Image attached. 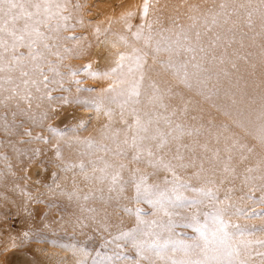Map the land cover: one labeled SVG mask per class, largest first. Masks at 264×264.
<instances>
[{"label": "rangeland", "instance_id": "374dc122", "mask_svg": "<svg viewBox=\"0 0 264 264\" xmlns=\"http://www.w3.org/2000/svg\"><path fill=\"white\" fill-rule=\"evenodd\" d=\"M40 19V37L18 31L23 46L5 35L0 48V264L15 251L46 264L110 255L105 241L136 225L125 208L152 212L134 202L131 183L110 191L112 176L128 182L135 172L164 188L173 171L210 190L244 229L237 260L264 264V217L252 215L264 213V0H53ZM133 49L143 57L128 78L143 76L138 103H107L117 76L104 74ZM97 98L99 111L77 103ZM124 251L119 264H133L135 251Z\"/></svg>", "mask_w": 264, "mask_h": 264}, {"label": "snow or ice", "instance_id": "6c2138e0", "mask_svg": "<svg viewBox=\"0 0 264 264\" xmlns=\"http://www.w3.org/2000/svg\"><path fill=\"white\" fill-rule=\"evenodd\" d=\"M52 3L53 0H0V48L7 50L5 35L12 38L11 47L13 49L17 47V42H21V46H23L24 35H17L18 31L28 35L35 33L37 37H40L42 33L34 25L43 22L40 17L42 13L47 17ZM56 6L59 7V4ZM20 20L25 21L23 29L16 28V24ZM136 37L139 39L140 33H137ZM145 40L147 43L151 40V36L146 37ZM31 46V44L28 45L29 48ZM170 48L171 45H167L163 50ZM161 50V44L158 43L156 51ZM138 52V49H133L131 55L121 54L116 67L112 68L110 73L104 74L117 76V79L106 90L115 92L116 95L108 98L107 103L120 104L121 107L131 102L138 103L143 76L141 75L138 80L128 79L142 68L143 57L138 55ZM0 58H2V53H0ZM125 61L128 62L127 66ZM125 67H127V71H125ZM2 70L3 68H0V71ZM175 70L177 74L183 72L185 78L187 77L186 65L176 67ZM91 75L96 76L97 73H91ZM47 80L48 77L44 76V81L47 82ZM125 84L126 88L118 90L119 85ZM134 98L137 99L134 100ZM104 102L100 98L77 101V103L93 107L97 111L100 110ZM136 124L140 131H147L139 119ZM261 132L264 135V128L261 129ZM165 142L162 141L160 146H163ZM87 145L89 148L93 147L91 141H88ZM133 147H137L136 137H133ZM148 155H152L151 151L148 152ZM133 159L139 161L140 156L136 155ZM158 163L166 170L172 171L170 164L164 163L162 160ZM121 167L124 166L121 165ZM126 183H131L134 188V202L150 205L152 212L145 213L141 208L134 210L125 208L127 212H134L135 227L128 231H121L120 235L111 241L106 240L105 247L108 244L115 245L112 253L109 255L106 251H97L92 264L126 262L129 257L124 249L129 245L137 257L133 264H142L143 261L155 264V260H161L164 264H243L242 261L237 260L240 252L236 245V239L237 236H243L244 229L241 225L225 219V210L215 206L217 198L210 190L197 188L181 181L173 171V179L165 180L164 183L168 186L164 188H161L159 184H147L146 178L143 175L136 177L135 172L130 181L124 182L117 173L112 176L113 188L110 191L118 186L119 190L123 192ZM186 192H191L193 195L186 196ZM201 209L206 210L202 211ZM149 214L162 218L144 219V216ZM252 215L264 217V213H252ZM179 228L191 229L192 234L177 232ZM261 231H264V228ZM256 243L264 246V241ZM83 251L87 256V251ZM81 264H87V260L81 261Z\"/></svg>", "mask_w": 264, "mask_h": 264}, {"label": "bare ground", "instance_id": "6f19581e", "mask_svg": "<svg viewBox=\"0 0 264 264\" xmlns=\"http://www.w3.org/2000/svg\"><path fill=\"white\" fill-rule=\"evenodd\" d=\"M59 4H61V3H59ZM71 116L68 115V116L65 117V119L67 120ZM33 170H34V168L30 171L31 174L33 173ZM15 253H18V254H20V256H23V257H20V256L18 257L17 256L18 257L17 258L13 254L12 258L10 259V263L9 264H46L47 263V262H45L44 257H40V256L39 257H33L32 255H29L28 253H26L24 251H15ZM24 257L30 258V260H29L30 262L29 261L27 262L28 259H26ZM8 261H9V259H8ZM4 264H6L5 260H4Z\"/></svg>", "mask_w": 264, "mask_h": 264}]
</instances>
